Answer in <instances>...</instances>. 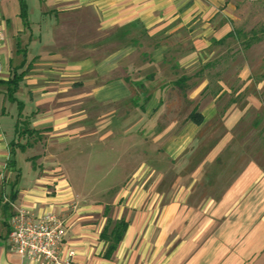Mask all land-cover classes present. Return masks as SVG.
Segmentation results:
<instances>
[{
	"label": "crops",
	"instance_id": "obj_1",
	"mask_svg": "<svg viewBox=\"0 0 264 264\" xmlns=\"http://www.w3.org/2000/svg\"><path fill=\"white\" fill-rule=\"evenodd\" d=\"M234 8L231 0H1L0 264H53L12 248L11 217L20 207L63 218V255L74 251L76 264H264V203L248 201L253 188L262 193L264 171L245 162L218 189L232 164V135L221 144L198 137L217 115L231 133L244 115L242 96L244 113L264 109V73L254 77L245 64L235 76L210 77V68L222 69L212 58L217 41L233 37ZM258 58L262 69L264 54ZM20 74L11 94L7 83ZM195 110L202 122L191 117ZM118 112L124 134L159 113L157 142L133 144L144 145L139 156L149 161L132 175L88 188L73 159L86 138L114 135ZM121 219L127 226L108 256Z\"/></svg>",
	"mask_w": 264,
	"mask_h": 264
},
{
	"label": "rangeland",
	"instance_id": "obj_2",
	"mask_svg": "<svg viewBox=\"0 0 264 264\" xmlns=\"http://www.w3.org/2000/svg\"><path fill=\"white\" fill-rule=\"evenodd\" d=\"M231 2L232 5L235 6L231 12L233 16L236 17V19H234L235 21L232 23V27H234V29L242 27L244 32L248 35H252L251 30L254 29L257 35L260 37L262 36L264 39V0H231ZM244 32L242 36L232 37L220 44L215 43L217 52L212 59L218 62L222 69L218 68L214 70L210 68V77H215L214 73L218 71L222 77H225L224 75L226 74L234 75L236 70L243 68V66H246L245 64L250 65L251 68L249 67L248 70L251 69L254 77L257 73L261 75L264 73V66L262 69L257 67L258 62H260L258 57L264 54V41L262 43H256V40L252 44L253 47L248 49L245 47ZM224 62L229 64V67L224 68ZM214 87H217L216 83L213 84V88ZM253 88L254 87H249V91L252 92ZM243 97L244 96L237 101V105L242 108L241 112H243L244 115L238 117L239 120L231 133L224 131L223 119L222 116L219 115L213 118L212 122L209 121L211 122L210 124L215 123L217 129L212 131L210 129L207 130L208 126H210L209 124L198 133V137L201 138L200 144H221V142H227V136L232 135V139L227 142V144H232L234 146L231 152L233 155L230 154V157H232L230 163L232 164H227L221 171V178L223 181L218 183V189H224L229 184L233 174L237 172L240 167H244L243 165L245 162L249 165V171L254 163H257L260 169L264 171V109L250 105L244 113L247 102H245V99L243 100ZM229 98V95L222 96L221 99L217 101L218 107L222 108V106L228 102ZM242 100L246 104L240 102ZM220 113L222 114V109H220ZM160 118L159 113H153L151 117L147 114L145 120L135 124L136 133L130 132L124 134L121 131V126L125 124V120L121 117L120 112H118L113 116L111 121L110 129L115 130L114 135L104 140L100 138L99 135L86 138L83 142L84 152L76 155L73 159L79 171H81V176L85 178V186L96 190L107 189L115 185L119 179L123 177L122 175L128 172L130 173L129 175H132V171L142 162L148 163V157L141 158L143 156H139L141 155L140 152L142 153L143 151L142 148H144V145H140V148H134L133 144H156L157 138L155 136L157 128L155 124L159 123ZM234 119H237V117H234ZM215 120L217 122H215ZM150 130L153 131L150 132ZM137 131L139 133H137ZM121 144L129 145L127 147H120ZM240 145L241 149L239 151ZM236 150L238 152L237 155L241 152V162L239 166L235 164L236 161L239 163V159H236ZM223 156H225V153H223ZM99 162L101 165H98ZM72 173L73 181L78 184L79 174L74 171ZM174 177L175 173H169L167 181L164 182L168 189L174 188ZM153 180L154 176L151 178L148 185L154 183ZM142 183L143 182L140 183V187H142ZM159 185V182L155 183L154 188L158 189ZM254 189L256 188H253L252 195L248 199L249 204L264 203V185L262 193L261 190L258 192V194L261 193L259 196H256L257 193L255 194ZM252 215L253 214H249V216Z\"/></svg>",
	"mask_w": 264,
	"mask_h": 264
},
{
	"label": "built area",
	"instance_id": "obj_3",
	"mask_svg": "<svg viewBox=\"0 0 264 264\" xmlns=\"http://www.w3.org/2000/svg\"><path fill=\"white\" fill-rule=\"evenodd\" d=\"M3 39L0 30V46ZM9 237L12 248L21 256L43 258L53 264H76L74 251L63 255L65 222L54 212L33 216L26 208H17L11 217Z\"/></svg>",
	"mask_w": 264,
	"mask_h": 264
},
{
	"label": "trees",
	"instance_id": "obj_4",
	"mask_svg": "<svg viewBox=\"0 0 264 264\" xmlns=\"http://www.w3.org/2000/svg\"><path fill=\"white\" fill-rule=\"evenodd\" d=\"M252 35H248L247 33L244 32V29L243 28H236L234 29L233 32H231L230 34L227 35V38L230 37V36H233V37H238V36H242L243 32L245 33L244 34V37H245V47L246 48H249L254 41H256L258 39L257 37V33H256V30L252 29ZM248 36V37H247ZM226 38V39H227ZM224 39H221L219 41H217L218 43H223ZM22 74L19 75V77H13L11 80L8 81V89H9V92L11 94H14L17 89H18V80L20 78ZM264 76V74H263ZM191 117L193 119H195L197 122H202L203 121V115L201 114V112L195 110L192 112L191 114ZM20 129L19 131H21V126H19ZM33 130L28 128V127H24L22 133H32ZM127 226V221L125 219H121L119 221H117L112 229V233L110 234L112 236V239H111V243L110 245L108 246V249H107V255L108 256H111L113 254V252L115 251V249L117 248V245L119 243V241L122 239L123 237V234H124V230Z\"/></svg>",
	"mask_w": 264,
	"mask_h": 264
}]
</instances>
